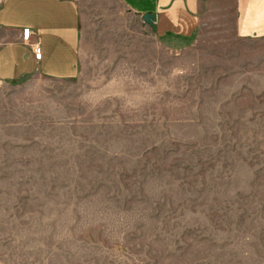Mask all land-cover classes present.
Masks as SVG:
<instances>
[{
    "label": "rangeland",
    "instance_id": "obj_1",
    "mask_svg": "<svg viewBox=\"0 0 264 264\" xmlns=\"http://www.w3.org/2000/svg\"><path fill=\"white\" fill-rule=\"evenodd\" d=\"M74 1L78 76L0 82V264H264V38Z\"/></svg>",
    "mask_w": 264,
    "mask_h": 264
},
{
    "label": "crops",
    "instance_id": "obj_2",
    "mask_svg": "<svg viewBox=\"0 0 264 264\" xmlns=\"http://www.w3.org/2000/svg\"><path fill=\"white\" fill-rule=\"evenodd\" d=\"M120 1L156 38L191 46L201 38H264V0ZM147 14L155 17L153 28L142 20ZM79 41L74 0H0V82L29 76L73 80L79 73Z\"/></svg>",
    "mask_w": 264,
    "mask_h": 264
},
{
    "label": "water",
    "instance_id": "obj_3",
    "mask_svg": "<svg viewBox=\"0 0 264 264\" xmlns=\"http://www.w3.org/2000/svg\"><path fill=\"white\" fill-rule=\"evenodd\" d=\"M154 19V15L151 14H147L142 17L143 22L151 28H153Z\"/></svg>",
    "mask_w": 264,
    "mask_h": 264
},
{
    "label": "built area",
    "instance_id": "obj_4",
    "mask_svg": "<svg viewBox=\"0 0 264 264\" xmlns=\"http://www.w3.org/2000/svg\"><path fill=\"white\" fill-rule=\"evenodd\" d=\"M28 39H29V31L25 30V31H23V34H22V40L24 42H27ZM33 53H34L35 57H39L40 56V53L38 52V50L37 51H33Z\"/></svg>",
    "mask_w": 264,
    "mask_h": 264
}]
</instances>
